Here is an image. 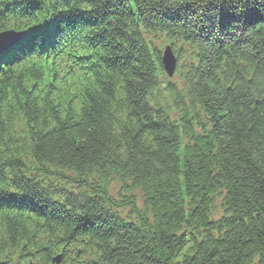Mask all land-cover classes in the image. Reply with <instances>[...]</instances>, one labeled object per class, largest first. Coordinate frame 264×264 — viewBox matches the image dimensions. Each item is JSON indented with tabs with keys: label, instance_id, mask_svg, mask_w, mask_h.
<instances>
[{
	"label": "trees",
	"instance_id": "obj_1",
	"mask_svg": "<svg viewBox=\"0 0 264 264\" xmlns=\"http://www.w3.org/2000/svg\"><path fill=\"white\" fill-rule=\"evenodd\" d=\"M9 28L0 264H264V0H0Z\"/></svg>",
	"mask_w": 264,
	"mask_h": 264
},
{
	"label": "water",
	"instance_id": "obj_2",
	"mask_svg": "<svg viewBox=\"0 0 264 264\" xmlns=\"http://www.w3.org/2000/svg\"><path fill=\"white\" fill-rule=\"evenodd\" d=\"M1 47V46H0ZM163 62L166 66V69L168 70V72L172 75L173 70H174V60L172 59V57L170 56L169 51H167L165 53V57L163 59Z\"/></svg>",
	"mask_w": 264,
	"mask_h": 264
},
{
	"label": "bare ground",
	"instance_id": "obj_3",
	"mask_svg": "<svg viewBox=\"0 0 264 264\" xmlns=\"http://www.w3.org/2000/svg\"><path fill=\"white\" fill-rule=\"evenodd\" d=\"M184 36V35H183ZM214 216L216 217L215 213H214Z\"/></svg>",
	"mask_w": 264,
	"mask_h": 264
},
{
	"label": "rangeland",
	"instance_id": "obj_4",
	"mask_svg": "<svg viewBox=\"0 0 264 264\" xmlns=\"http://www.w3.org/2000/svg\"><path fill=\"white\" fill-rule=\"evenodd\" d=\"M138 194V193H137Z\"/></svg>",
	"mask_w": 264,
	"mask_h": 264
}]
</instances>
